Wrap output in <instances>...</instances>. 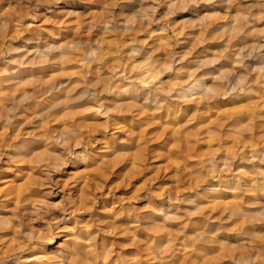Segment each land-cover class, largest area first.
I'll return each mask as SVG.
<instances>
[{
    "label": "clouds",
    "instance_id": "9594fccd",
    "mask_svg": "<svg viewBox=\"0 0 264 264\" xmlns=\"http://www.w3.org/2000/svg\"><path fill=\"white\" fill-rule=\"evenodd\" d=\"M5 174L0 264H264V0H0Z\"/></svg>",
    "mask_w": 264,
    "mask_h": 264
},
{
    "label": "rangeland",
    "instance_id": "374dc122",
    "mask_svg": "<svg viewBox=\"0 0 264 264\" xmlns=\"http://www.w3.org/2000/svg\"><path fill=\"white\" fill-rule=\"evenodd\" d=\"M74 7H79L78 5H75ZM161 163H167V161H161ZM0 179H15L14 176L10 175V174H5L4 176H0ZM118 179V177H117ZM115 182V181H113Z\"/></svg>",
    "mask_w": 264,
    "mask_h": 264
}]
</instances>
